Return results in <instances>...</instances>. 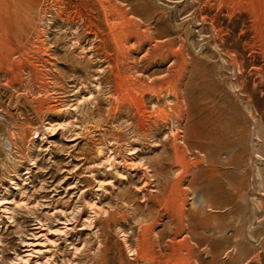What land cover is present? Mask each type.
I'll return each mask as SVG.
<instances>
[{
  "label": "rangeland",
  "instance_id": "1",
  "mask_svg": "<svg viewBox=\"0 0 264 264\" xmlns=\"http://www.w3.org/2000/svg\"><path fill=\"white\" fill-rule=\"evenodd\" d=\"M103 1L0 0V264H147L164 231L163 261L181 212L188 264H264V41L193 0H107L152 39L124 52Z\"/></svg>",
  "mask_w": 264,
  "mask_h": 264
},
{
  "label": "bare ground",
  "instance_id": "2",
  "mask_svg": "<svg viewBox=\"0 0 264 264\" xmlns=\"http://www.w3.org/2000/svg\"><path fill=\"white\" fill-rule=\"evenodd\" d=\"M168 1H170L172 4H179L181 2L178 0H168ZM193 2L198 7L197 14H196L197 19L202 17L201 13L204 10L206 11V9L208 11L209 9L210 10L216 9L217 14L223 15L224 13V16L228 20H231V18L235 15L236 16L243 15L242 17H244V19H250L252 30L254 29L256 31V34H257L256 37L262 40V43H263L264 41V0H193ZM103 5H106V6H103ZM103 5L101 4V7H102V10L105 12L106 25L109 26L111 29L118 25V31L115 34H113L112 37L116 39L115 40L116 42L118 41L117 43L119 44H117V46L119 45V47H121L124 50V52L134 51L135 49L139 48L143 42H149V43L152 42V39L149 33L146 30L142 31L138 24H135L131 21V18H130L131 13H129L127 9L125 10L124 8L118 7L117 5L110 4V2H107V0L103 1ZM213 29L215 31L214 36L219 37L221 33V29L219 28L217 29L216 27ZM247 32L248 31H246L245 33L248 34ZM220 39H223V38L220 36ZM172 55L176 56L178 55V52L177 53L172 52ZM129 84L130 85L124 84L123 87H121L118 91H116L113 94L112 100L116 104L119 101L122 102L124 98L132 97L133 93L130 91L131 90L130 88H133V89L142 88V86L140 85L136 86L135 85L136 82L135 84L132 82ZM175 222H176V230L173 233L172 237L169 238L168 246L166 247L169 253L166 259L162 261L158 256L159 252L162 250L160 243L164 236L163 234L164 231H163L159 233L157 237H155L156 240L154 244H152L151 242L149 243V241L147 242L144 239L145 235L141 237L139 250H138V256L141 261H146L147 264H155V263H158V264H188L189 261L193 259L194 253L197 247H199L197 233L195 232L194 228L189 226L188 227L189 237L180 239L179 237L182 231L184 230L183 222H185L184 215L182 212L177 214L175 218ZM190 241H195L196 244H191L189 243ZM183 250L186 252V255L181 254Z\"/></svg>",
  "mask_w": 264,
  "mask_h": 264
}]
</instances>
